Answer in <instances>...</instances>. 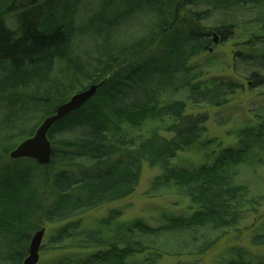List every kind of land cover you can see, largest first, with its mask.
Masks as SVG:
<instances>
[{
    "label": "trees",
    "instance_id": "trees-1",
    "mask_svg": "<svg viewBox=\"0 0 264 264\" xmlns=\"http://www.w3.org/2000/svg\"><path fill=\"white\" fill-rule=\"evenodd\" d=\"M240 31L246 32L234 48L235 69L242 67L245 83L264 94V0H0V264H22L45 225H62L47 250H99L52 264L159 257L133 233L108 240L82 232L76 221L132 197L145 167L159 169L158 182L181 188L198 210L158 229L137 223L131 229L140 235L196 238L206 231L198 247L204 255L219 242L216 234L237 230L248 212L258 214L264 198H251L236 179L247 148L213 167L173 165L209 120L190 109L223 108L242 92L235 80L204 83L193 65L215 48V35L226 45ZM92 85H101L96 95L51 130L50 165L10 159L60 105ZM152 120L159 125L150 133L125 129ZM257 120L263 138L264 109ZM120 216L113 211L105 223ZM253 243L264 246V234Z\"/></svg>",
    "mask_w": 264,
    "mask_h": 264
},
{
    "label": "rangeland",
    "instance_id": "rangeland-1",
    "mask_svg": "<svg viewBox=\"0 0 264 264\" xmlns=\"http://www.w3.org/2000/svg\"><path fill=\"white\" fill-rule=\"evenodd\" d=\"M249 19V18H247ZM240 31L235 40L224 45L221 42L193 62V65L205 75L202 81L210 84L212 80H235L244 85L242 92L232 98L223 108L198 107L190 109L193 115L207 113L209 120L203 125L198 142L181 152L173 165L187 169L201 166L213 167L229 157V152H238L247 148L237 165L238 182L248 185L251 198H264V137L257 115L264 109V94L261 89H251L243 79L242 67L235 69L234 48L242 43ZM154 120L147 121L139 128L125 127L128 133L143 135L158 127ZM161 128H158L160 130ZM164 136H171L161 131ZM264 135V134H263ZM250 137V138H248ZM162 172L159 169L145 167L143 177L135 194L118 203H114L76 219L81 222L82 232H101L105 239L133 233V235L151 245L159 257L146 253L128 260L129 264H227L235 260H245L251 264H264V246H256L253 239L264 234V202L259 213L248 212L237 230L216 234L219 242L208 253H198L202 237H209L204 231L197 234L175 233L158 236H143L131 229L137 223H143L158 229L169 220L189 217L198 210L184 191L175 185L158 182ZM121 212V216L106 224L111 212ZM62 225H45L39 264H52L62 259H87L99 250L49 249L50 238ZM214 237V238H215ZM214 240V239H213ZM158 250V251H157Z\"/></svg>",
    "mask_w": 264,
    "mask_h": 264
},
{
    "label": "water",
    "instance_id": "water-1",
    "mask_svg": "<svg viewBox=\"0 0 264 264\" xmlns=\"http://www.w3.org/2000/svg\"><path fill=\"white\" fill-rule=\"evenodd\" d=\"M214 42L218 43L219 39L215 35ZM101 85H92L86 90L75 94L71 99L60 105L54 115L47 117L39 126L34 136L22 142L10 154L13 161L30 159L39 165L48 166L53 160V146L49 134L53 127L64 120L66 117L80 110L89 102L97 93ZM45 229L36 232L31 240L29 253L22 264H39L40 255L45 237Z\"/></svg>",
    "mask_w": 264,
    "mask_h": 264
}]
</instances>
